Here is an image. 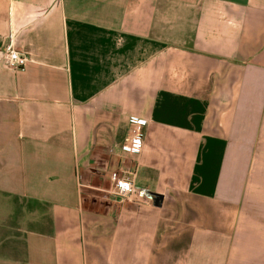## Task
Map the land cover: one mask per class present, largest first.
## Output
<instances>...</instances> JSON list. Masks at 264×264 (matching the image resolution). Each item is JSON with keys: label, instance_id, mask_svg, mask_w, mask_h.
Wrapping results in <instances>:
<instances>
[{"label": "crops", "instance_id": "crops-1", "mask_svg": "<svg viewBox=\"0 0 264 264\" xmlns=\"http://www.w3.org/2000/svg\"><path fill=\"white\" fill-rule=\"evenodd\" d=\"M11 35L0 264H264V0H0Z\"/></svg>", "mask_w": 264, "mask_h": 264}, {"label": "built area", "instance_id": "built-area-1", "mask_svg": "<svg viewBox=\"0 0 264 264\" xmlns=\"http://www.w3.org/2000/svg\"><path fill=\"white\" fill-rule=\"evenodd\" d=\"M14 35H11L10 43L0 52V56L4 63L14 69H24L28 61V57L20 52L14 45ZM146 120L132 116L129 120V129L125 135L123 147L127 151L139 152L144 146V126ZM136 173L130 171H114L111 173V181L113 183L112 193L124 199H132L134 196L139 198H147L149 192L136 185ZM124 185L128 187L125 188Z\"/></svg>", "mask_w": 264, "mask_h": 264}, {"label": "clouds", "instance_id": "clouds-1", "mask_svg": "<svg viewBox=\"0 0 264 264\" xmlns=\"http://www.w3.org/2000/svg\"><path fill=\"white\" fill-rule=\"evenodd\" d=\"M125 188H127L128 186L127 185H124Z\"/></svg>", "mask_w": 264, "mask_h": 264}]
</instances>
